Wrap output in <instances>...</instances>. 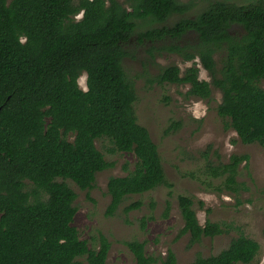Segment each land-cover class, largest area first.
<instances>
[{
    "label": "trees",
    "instance_id": "16d2710c",
    "mask_svg": "<svg viewBox=\"0 0 264 264\" xmlns=\"http://www.w3.org/2000/svg\"><path fill=\"white\" fill-rule=\"evenodd\" d=\"M189 8L178 0H0V264H107L109 240L100 234L98 249H92L73 225L77 194L67 183L90 191L97 174L114 167L97 148L99 139L110 141V154L135 158L134 170L126 164V176L108 181L107 216L128 198L161 186L173 197L158 145L138 122L135 86L123 68L124 59L136 54L132 40L148 46L150 54L167 51L194 62L184 73L176 65L166 67L150 84L189 86L186 95L202 100L220 91L217 113L226 126L243 144L264 148V89L259 86L264 81V3L218 2L195 19L154 27ZM233 24L244 28L243 38L229 33ZM188 33L197 34L199 42L183 47ZM218 52L223 54L219 63ZM195 60L210 82L200 79ZM84 74L87 90L79 83ZM249 159L233 155L228 163L210 162L206 172L223 178L228 192L238 193V169ZM178 205L184 221L180 237H189V248L229 233L220 223L202 226L191 197L180 195ZM142 206L133 202L124 212ZM170 209L167 200L165 217ZM146 220H141L143 230ZM126 245L136 264H178L171 250L158 258L147 254L146 241ZM260 252L256 240L240 234L220 253H198L191 264H253Z\"/></svg>",
    "mask_w": 264,
    "mask_h": 264
},
{
    "label": "rangeland",
    "instance_id": "374dc122",
    "mask_svg": "<svg viewBox=\"0 0 264 264\" xmlns=\"http://www.w3.org/2000/svg\"><path fill=\"white\" fill-rule=\"evenodd\" d=\"M124 3V0H118ZM182 3L195 2L192 10L196 14L208 7L200 0H178ZM237 4L249 5L258 0H234ZM82 14L78 15L80 19ZM181 18L175 16L167 24L172 26ZM160 28L161 25H154ZM151 28V26L147 27ZM144 30V29H143ZM145 31V30H144ZM237 34H242L237 30ZM241 36V35H238ZM198 41L195 34L188 36L182 43L194 45ZM135 57L125 58L123 68L130 81L134 83L137 101L134 104L139 124L146 127L152 140L158 145L166 177L174 185L173 197H168L169 189L165 186L144 195L128 198L114 216H107L110 203L107 184L111 177L126 176L134 170L135 158L132 154H110L113 147L106 138L96 141L97 148L114 167L97 174L95 186L90 191H82L71 181H67L76 192L78 207L73 225L79 230L83 240L90 248L98 249L99 235L103 234L111 243L107 264H136L126 242L146 241V251L150 256L164 258L171 250L176 254L178 264H191L198 253L210 256L226 249L231 240L244 234L261 245V252L253 264H264V148L258 144L246 145L237 133L226 126V120L217 113L222 94L213 90L211 99L202 100L186 95L189 86L173 84H150L149 80L157 76L162 69L178 66L182 73L193 63H186L181 56L169 55L164 51L148 52V46H139L132 40ZM215 57L219 63L220 55ZM200 79L211 81L209 74L200 62ZM87 76L80 78V87L87 90ZM264 89V81L259 83ZM179 123V127H174ZM211 145L208 157L204 152ZM248 155L249 162L238 169V193H230L222 185L223 178L214 179L207 174V165L228 163L233 155ZM248 165V166H247ZM32 189V184L28 183ZM186 195L194 200V209L202 226L207 221L220 223L229 228V233L214 239L203 241L188 247L189 237H180L184 221L178 205V197ZM170 200L171 209L166 214V201ZM142 201L141 209L128 214L124 208L129 204ZM155 208L151 209V203ZM203 203V206L200 203ZM147 218L145 230L141 220ZM157 264H162L159 261Z\"/></svg>",
    "mask_w": 264,
    "mask_h": 264
},
{
    "label": "flooded vegetation",
    "instance_id": "af4514ba",
    "mask_svg": "<svg viewBox=\"0 0 264 264\" xmlns=\"http://www.w3.org/2000/svg\"><path fill=\"white\" fill-rule=\"evenodd\" d=\"M201 2H203V3H207L208 4V7H204L205 9H207V8H209L210 7V5L211 4H215V3H218V2H222V3H233V4H236V5H239V6H244V4H237L234 0H210L212 3H210V2H208V1H204V0H200ZM260 1H262L263 3H264V0H258V2H260ZM258 2H255V3H258ZM182 3V2H181ZM184 5H187V6H189L190 8L184 13V14H174V15H172V16H170V18H168L167 20H166V22L165 23H161V24H158V23H156L155 25H161V27H164V26H162V25H165V24H167L173 17H175V16H177V17H179V18H181L180 20H182V19H184V18H189V19H195L196 17H197V15H199L201 12H203L204 10H202L201 12H199V13H196V14H192L193 12H192V10L193 9H195L196 7H197V4L195 3V2H192V3H183ZM251 4H253V3H251ZM179 20V21H180ZM179 21H175L174 23H173V25H175L176 23H178ZM172 25V26H173ZM147 27H148V25H147ZM160 27V28H161ZM168 27H170V26H168ZM237 30H241L242 31V33H243V35L242 34H237ZM229 33L231 34V35H233V36H237L238 38H243V36L245 35V30H244V28L241 26V25H237V24H233L230 28H229ZM190 35H193V34H191V33H188L187 35H185V36H183V38H182V41L184 40V39H186L188 36H190ZM196 36H197V38H198V35L197 34H195ZM238 35H241V36H238ZM199 42V39H198V41L194 44V45H196L197 43ZM194 45H190L188 42L187 43H182V45L181 46H183V47H190V46H194ZM166 53H168L169 55H177V56H180L179 54H176V53H170V52H167L166 51ZM217 55H220L221 57L223 56V54H221V53H216L215 54V57H217L218 58V56ZM182 58V57H181ZM216 60V59H215ZM196 62H199V60H195ZM186 63H188V62H186ZM190 63H193L194 64V62H190ZM205 70V69H204ZM185 72V71H184ZM210 77V76H209ZM173 85H175V84H173ZM221 93V92H220ZM222 94V93H221Z\"/></svg>",
    "mask_w": 264,
    "mask_h": 264
}]
</instances>
